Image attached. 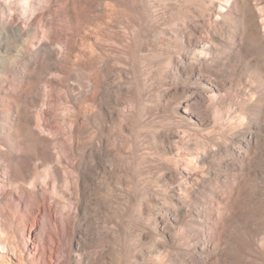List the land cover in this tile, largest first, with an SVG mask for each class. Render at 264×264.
<instances>
[{"label":"rangeland","instance_id":"374dc122","mask_svg":"<svg viewBox=\"0 0 264 264\" xmlns=\"http://www.w3.org/2000/svg\"><path fill=\"white\" fill-rule=\"evenodd\" d=\"M0 264H264V0H0Z\"/></svg>","mask_w":264,"mask_h":264}]
</instances>
